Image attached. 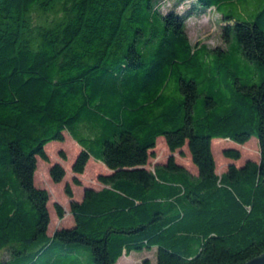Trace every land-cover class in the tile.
I'll list each match as a JSON object with an SVG mask.
<instances>
[{
	"label": "trees",
	"instance_id": "1",
	"mask_svg": "<svg viewBox=\"0 0 264 264\" xmlns=\"http://www.w3.org/2000/svg\"><path fill=\"white\" fill-rule=\"evenodd\" d=\"M199 2L218 13L240 0ZM199 10L166 14L154 0H0V264H57L80 246L95 264L153 248L158 264H245L264 253V9L254 22L223 14L226 46L213 50L188 36ZM65 131L81 147L75 175L92 157L111 173L82 201L66 186L74 225L50 235V193L35 177L38 159L49 162L46 146L64 142ZM161 137L171 155L152 171ZM252 138L260 161L219 175L213 143ZM186 145L197 175L174 157ZM223 155L242 157L233 147ZM50 176L61 183L66 170L55 164ZM54 208L64 219L63 206Z\"/></svg>",
	"mask_w": 264,
	"mask_h": 264
},
{
	"label": "rangeland",
	"instance_id": "2",
	"mask_svg": "<svg viewBox=\"0 0 264 264\" xmlns=\"http://www.w3.org/2000/svg\"><path fill=\"white\" fill-rule=\"evenodd\" d=\"M154 4L163 13L167 14L171 11H177L180 15L187 12L192 13L190 11L198 7L200 10L194 11L195 13L193 12L191 14L192 17L186 22L187 33L194 46L201 42L206 44L211 50L216 47L224 48L226 46L222 39V30L225 25L223 14L254 22L257 15L264 9V0H240L239 3L225 2L221 5L218 13L216 9L202 11L199 0H154ZM261 26L264 30V23ZM236 46V40L233 39L230 47L234 49ZM192 77L189 76V78ZM240 77L245 84H248L246 80L251 78L249 75H241ZM262 77V70L256 67L253 72V81L260 84ZM64 134H66L64 142H52L46 146L49 162L38 159V169L35 177L36 186L46 189L50 193V202L48 203L51 217L48 230L50 235H53L57 229L70 228L74 225V219L70 212V198L66 194V186L70 185L75 199H81L85 188L100 189L99 176L111 173L104 164L92 157L86 166L85 172L82 175H75L72 172V165L80 153L81 147L69 136L68 131H65ZM231 147L241 151L242 157L240 160L234 161L224 157V150ZM212 149L217 163V173L219 174L225 173L229 165L233 163L240 167L247 161H260V149L256 138H252L245 145L236 144L232 141L230 143L214 142ZM170 155L171 152L167 148L165 138L161 137L157 142L154 155L149 160V169L153 171L156 166L166 164ZM174 157L178 163L189 168L193 174L197 175V169L192 163L187 145L182 149V152H175ZM55 164H60L66 170V177L58 184L54 183L50 176V170ZM74 178H78L81 184H75ZM56 203L62 205L65 210V217L62 220L59 219L55 211L54 205ZM77 255L63 257L57 264H95L90 247L80 246ZM7 256L5 253L4 258ZM78 260L80 262H77ZM117 264H158L157 248H153L151 251L133 252L129 257L124 255Z\"/></svg>",
	"mask_w": 264,
	"mask_h": 264
},
{
	"label": "water",
	"instance_id": "3",
	"mask_svg": "<svg viewBox=\"0 0 264 264\" xmlns=\"http://www.w3.org/2000/svg\"><path fill=\"white\" fill-rule=\"evenodd\" d=\"M245 264H264V253Z\"/></svg>",
	"mask_w": 264,
	"mask_h": 264
},
{
	"label": "crops",
	"instance_id": "4",
	"mask_svg": "<svg viewBox=\"0 0 264 264\" xmlns=\"http://www.w3.org/2000/svg\"><path fill=\"white\" fill-rule=\"evenodd\" d=\"M216 142H218V143H220V142H224L225 143V141H216ZM227 143V142H226ZM180 165H182V164H180ZM183 166V165H182ZM185 167V166H184ZM186 168V167H185ZM190 172H191V170L189 169V168H187ZM192 173V172H191ZM198 173V172H197ZM193 174V173H192ZM219 174V173H218ZM194 175H196V174H194ZM219 175H222V174H219ZM101 185V188L100 189H98V190H101V189H103L104 188V186L102 185V184H100ZM83 195H84V193H83ZM83 197L84 196H82L81 197V199H76L77 201H82L83 200ZM122 258V257H121Z\"/></svg>",
	"mask_w": 264,
	"mask_h": 264
}]
</instances>
